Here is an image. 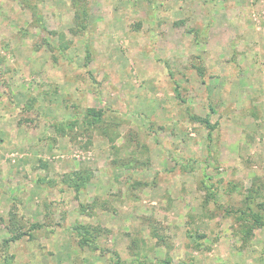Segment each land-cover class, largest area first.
I'll return each mask as SVG.
<instances>
[{
    "label": "rangeland",
    "instance_id": "374dc122",
    "mask_svg": "<svg viewBox=\"0 0 264 264\" xmlns=\"http://www.w3.org/2000/svg\"><path fill=\"white\" fill-rule=\"evenodd\" d=\"M34 2L72 39L68 60L35 48ZM69 3L0 0V242L15 194L28 224H44L0 264H264V227L243 242L226 213L250 188L254 210L264 201V0H89L87 66ZM86 108L122 121L115 135L84 130ZM126 146L131 168H108ZM82 165L92 177L77 192L61 176ZM76 223L108 230L102 250L74 243Z\"/></svg>",
    "mask_w": 264,
    "mask_h": 264
},
{
    "label": "trees",
    "instance_id": "16d2710c",
    "mask_svg": "<svg viewBox=\"0 0 264 264\" xmlns=\"http://www.w3.org/2000/svg\"><path fill=\"white\" fill-rule=\"evenodd\" d=\"M70 6L73 9V15L72 19L70 21V26L68 27V31L74 36V37H81L82 43L85 47V66H87V62L89 61V58L91 57L92 51L90 49V45L88 44V28H89V9L88 4L89 0H70ZM27 8L32 13L33 19L30 22V25L33 27H37L40 29V32L43 33V35L35 42V48L39 49L41 46L45 45L47 46V49L50 52V56L52 58L53 62H58L59 57H63L66 60H68L69 56L66 55V52L70 48V45L72 44V39L65 40L63 38V34H59L57 31H51L48 30L41 22L42 17H38L36 15V3L34 2L32 5L26 4ZM57 38V41H54V39ZM70 60V59H69ZM202 78V73L199 74ZM30 104L25 103V107H28ZM105 110L103 108L100 109H94V108H86L85 112L83 114L84 119L81 121L82 127L84 126V130H89V128H94L97 130L99 135L102 136H111L112 134L115 135L113 132V128H118L121 125V122L119 119H112L110 121H105L104 119ZM192 120H196L201 122L204 126H206L209 131L214 127V124H211L208 117H200V116H191ZM78 121L76 119H73L69 123V127L73 128L75 127L76 123ZM113 127V128H112ZM63 127L58 128L57 130H62ZM111 139V138H110ZM112 140V139H111ZM129 146H126L125 148V154L123 155L122 159H118L117 156H114L112 161L107 164L108 168H118L116 165L120 161H123V168L128 167L131 168L132 163L134 162H127L129 161L127 153V149ZM126 160V161H125ZM40 165L42 168L46 169L47 166L45 163L40 162ZM122 169V168H121ZM92 172L89 170L87 166H80L79 169L68 171L65 173H62L61 179L62 182L68 183L75 191H79L80 188H82L84 185L87 184L89 179L92 177ZM39 179L43 181V175H38ZM43 178V179H42ZM38 180V181H40ZM45 180V179H44ZM40 181V182H41ZM49 182V181H47ZM145 184L140 183V181L136 180L131 183L132 187L135 188L136 185ZM255 189L250 188L248 190V194L244 197V199L241 202L240 206H237L235 208L230 207L229 209H226L227 214H231L234 216V220L236 223H238L237 228L234 229L235 234L241 236V240L243 242H246L250 239L252 236V232L255 228H263L264 227V201H258L256 203L257 210H254L253 208V202L255 201L258 192H256ZM215 194L212 191H209L208 195L205 196L204 201L202 202V209L206 206L209 199L208 198H214ZM12 201L8 210L7 214V228L9 230V236L4 238L0 242V250L1 251H7L9 249V246L12 242H15L22 237H27L29 240L35 239L33 232L37 229H40L41 227H44L43 223L40 222H34L28 224L27 219L25 215L20 213V202L18 203V197L17 195H13L11 197ZM22 203V202H21ZM50 205V203H49ZM46 201H44L43 204V212L44 217L49 218L51 217L53 211H50V206ZM80 211L83 212L85 209V206L81 203H79ZM220 207V206H218ZM24 223L28 224L27 226L24 225ZM72 240L78 247L84 248L86 246L92 247V249H98L99 245H97V239L100 235L104 234L105 232H108V230H104L103 228H100L98 225H93L90 223L83 224V223H76L72 227ZM201 236V235H199ZM152 237L155 239V244H165L164 243V237L161 236L155 229L152 231ZM72 241V242H73ZM133 240L134 247H136V243ZM163 242V243H162ZM73 243V244H74ZM100 249V248H99ZM102 250V249H100ZM165 257L168 262L170 260V257L166 255ZM8 258H13V254L9 253L7 255ZM171 261V260H170ZM116 263V260L114 261ZM165 262V261H164ZM162 262V263H164Z\"/></svg>",
    "mask_w": 264,
    "mask_h": 264
}]
</instances>
